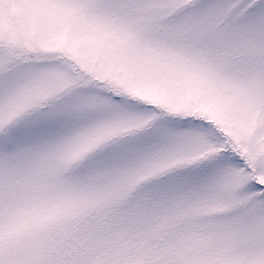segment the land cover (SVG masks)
I'll list each match as a JSON object with an SVG mask.
<instances>
[{"label": "snow or ice", "instance_id": "1", "mask_svg": "<svg viewBox=\"0 0 264 264\" xmlns=\"http://www.w3.org/2000/svg\"><path fill=\"white\" fill-rule=\"evenodd\" d=\"M0 264H264V0H0Z\"/></svg>", "mask_w": 264, "mask_h": 264}]
</instances>
